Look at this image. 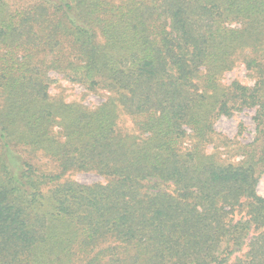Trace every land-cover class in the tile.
Returning <instances> with one entry per match:
<instances>
[{
	"label": "trees",
	"instance_id": "trees-1",
	"mask_svg": "<svg viewBox=\"0 0 264 264\" xmlns=\"http://www.w3.org/2000/svg\"><path fill=\"white\" fill-rule=\"evenodd\" d=\"M263 173L264 0H0V264H264Z\"/></svg>",
	"mask_w": 264,
	"mask_h": 264
},
{
	"label": "rangeland",
	"instance_id": "rangeland-1",
	"mask_svg": "<svg viewBox=\"0 0 264 264\" xmlns=\"http://www.w3.org/2000/svg\"><path fill=\"white\" fill-rule=\"evenodd\" d=\"M235 24L236 23H231L230 25L233 26ZM249 74L250 73L245 68V66L242 63H239L232 70L227 71L222 75V81L224 83H229L232 80H239L242 83L252 85L254 80L249 76ZM50 75L54 80L49 87V93L54 97H61L65 101H79L89 108H94L100 102H102L109 93L103 89L98 90L97 92H88L81 84L77 82H71L63 78L60 74L51 71ZM254 113V108H244L241 111L234 112L231 116H220L214 121V129L217 132L226 135L234 142V144H231L230 147L220 149L222 159H226L232 163H237L241 160V155L232 149L236 148V145H238L237 143L245 144L251 142L254 139ZM121 119L126 120V117H122ZM126 123H128V120ZM229 150H231L230 155L227 153ZM43 159L46 162H42L48 164V171H56V163L52 159ZM63 178L73 179L81 183L103 181V178L94 171L70 170L65 174V176H63ZM256 190L258 194L264 197V173L258 180ZM244 248L243 251L246 250V248Z\"/></svg>",
	"mask_w": 264,
	"mask_h": 264
}]
</instances>
